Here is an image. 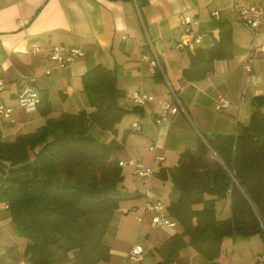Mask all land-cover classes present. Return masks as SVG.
<instances>
[{
	"label": "crops",
	"instance_id": "0c3cea01",
	"mask_svg": "<svg viewBox=\"0 0 264 264\" xmlns=\"http://www.w3.org/2000/svg\"><path fill=\"white\" fill-rule=\"evenodd\" d=\"M251 4L264 10V0H0V78L4 81L0 103L11 107L8 116L0 115L3 139L33 130L48 116L92 110L82 74L102 63L115 71L124 91L119 103L130 110L115 123L114 131L99 126L102 130L97 137L93 135L114 145L111 156L117 160L134 158L151 166L147 186L174 222L172 226L152 222V212L142 208L145 178L135 174L132 165L119 164L123 174L117 191L120 200L104 232L110 255L94 264H264L259 251L264 238L256 233L223 237L220 253L213 259L187 245L166 263L159 247L182 228L168 208L177 194L171 180L158 175L159 168L174 165L179 153L195 149L200 138L234 133L238 125L248 122L253 97L264 94V15L252 31L238 16V7ZM183 15L197 21L190 32L181 22ZM220 21L231 24L232 55L215 58L212 70L200 79L183 77L189 52L210 46L218 37ZM34 44L39 46L36 52ZM55 45L78 48L81 54L61 64L49 57ZM154 52L158 64L152 63ZM156 67L163 74L160 79L155 76ZM27 74L35 77L39 94L48 95V113L41 112L42 104L32 111L17 105L16 96ZM134 91L154 98L135 103ZM173 92L181 106L174 99L177 111L157 122L160 100L171 99ZM219 97L227 98L229 105L216 108ZM5 204L0 199V264H30L24 251L27 238L16 230ZM214 209L218 219L229 217V194L215 199ZM251 237L259 249L235 252L238 239L245 243ZM134 244L143 248L138 259L128 254Z\"/></svg>",
	"mask_w": 264,
	"mask_h": 264
},
{
	"label": "trees",
	"instance_id": "16d2710c",
	"mask_svg": "<svg viewBox=\"0 0 264 264\" xmlns=\"http://www.w3.org/2000/svg\"><path fill=\"white\" fill-rule=\"evenodd\" d=\"M218 33L210 46L189 52L183 77L200 79L215 58L232 55L230 22L220 21ZM155 76L163 77L158 67ZM82 85L92 110L48 116L12 140L0 133V199L27 238L30 264H94L110 255L104 232L119 204L123 174L111 156L114 145L98 140L90 126L114 131L130 109L119 103L124 91L115 71L104 64L87 68ZM40 98L41 112L48 113V95ZM252 103L248 122L234 133L200 138L195 149L179 153L174 165L159 168L158 175L168 177L177 194L168 208L182 226L159 246L163 262L187 245L213 259L225 236L259 233L264 238V94ZM227 194L231 215L218 219L214 201Z\"/></svg>",
	"mask_w": 264,
	"mask_h": 264
},
{
	"label": "built area",
	"instance_id": "2783aa9c",
	"mask_svg": "<svg viewBox=\"0 0 264 264\" xmlns=\"http://www.w3.org/2000/svg\"><path fill=\"white\" fill-rule=\"evenodd\" d=\"M214 16H217V11L214 10ZM264 15V10L257 5H248L238 7V16L240 20L252 31L254 27L258 24L261 16ZM181 22L186 25L185 31H192V26L197 23L196 20H193L189 15H183L181 18ZM195 40H198L195 38ZM39 49L38 44H34L32 50L37 51ZM73 54H81V51L78 48L69 47L66 48L64 45H55L49 52V57L63 64L64 59H69ZM152 63L158 64V58L155 52L153 53ZM25 84L19 89L17 93V104L25 110L31 111L37 108L40 103V94L39 89L35 85V77L31 74L26 75ZM264 80V77H263ZM4 82L3 79L0 78V90L3 88ZM174 97V98H173ZM133 101L135 103H144L149 100H152L154 97L152 94L143 92V91H134L132 94ZM176 99L179 106L181 103L179 98L175 92H173V96L171 99H163L160 100L159 107L160 111L158 116L156 117V121L160 122L165 119L169 112L177 111V105L174 101ZM229 105V100L225 97H219L215 101V107L221 108ZM11 108L0 103V113L4 116H8ZM134 127H139V124L133 123ZM152 147V146H151ZM118 164L123 165H132L133 171L135 174L143 176L145 178V187L143 191V195L145 196V201L142 205L143 210H148L152 212V222L154 224L172 226L173 220L168 216V213L164 211V206L161 200L155 195V193L147 186L148 176L152 173V168L149 165H145L142 162L134 159H123L118 160ZM7 206V203L5 204ZM143 248L140 244H134L128 251L129 256L132 258H140Z\"/></svg>",
	"mask_w": 264,
	"mask_h": 264
},
{
	"label": "rangeland",
	"instance_id": "374dc122",
	"mask_svg": "<svg viewBox=\"0 0 264 264\" xmlns=\"http://www.w3.org/2000/svg\"><path fill=\"white\" fill-rule=\"evenodd\" d=\"M21 22H24V20H21ZM27 75H29V74H27ZM4 82V81H3ZM3 87H4V85H3ZM41 100V99H40ZM16 101H17V96H16ZM4 105V104H3ZM18 105V104H17ZM39 105V104H38ZM19 106V105H18ZM11 108V107H10ZM22 108V107H21ZM37 108H38V106H37ZM25 110V109H24ZM35 110V109H34ZM25 111H28V110H25ZM32 111V110H31ZM0 115L1 116H4V115H2L1 113H0ZM6 117V116H5ZM101 128L98 126V125H96V124H93L92 126H91V128H90V132H92V134H94L96 137L98 136V134H97V131L98 130H100ZM102 130V129H101ZM256 234H258L259 236H260V234L259 233H256ZM253 235H255V234H253ZM261 237V236H260ZM138 241H140L141 242V244H143V241L141 240V239H139ZM235 244V252L237 251V249H239V248H243V249H259V247H258V244H257V241H256V238L255 237H251V238H249V240L248 241H246L245 243H243V242H241V241H239V239L234 243ZM231 249V248H230ZM261 253H262V255H264V248L262 247L261 248V250H259ZM230 253H231V250H230ZM255 253V252H254ZM150 255V254H149Z\"/></svg>",
	"mask_w": 264,
	"mask_h": 264
}]
</instances>
